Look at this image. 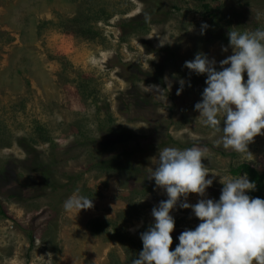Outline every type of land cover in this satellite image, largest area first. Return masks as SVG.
Listing matches in <instances>:
<instances>
[{"label":"rangeland","instance_id":"rangeland-1","mask_svg":"<svg viewBox=\"0 0 264 264\" xmlns=\"http://www.w3.org/2000/svg\"><path fill=\"white\" fill-rule=\"evenodd\" d=\"M261 27L264 0H0V264H132L167 199L147 178L159 149L206 148L226 178L243 164L264 173V136L245 154L217 146L194 108L206 74L184 67L198 52L219 62L230 30ZM181 78L191 87L177 95ZM153 84L168 104L145 93ZM77 189L94 207L66 212ZM172 215L174 249L200 221Z\"/></svg>","mask_w":264,"mask_h":264},{"label":"clouds","instance_id":"clouds-1","mask_svg":"<svg viewBox=\"0 0 264 264\" xmlns=\"http://www.w3.org/2000/svg\"><path fill=\"white\" fill-rule=\"evenodd\" d=\"M208 27L206 22L202 25V35ZM153 36L159 38L161 47L173 42L160 33ZM228 37L229 44L222 46V51L228 52L230 47L231 55L217 62L198 52L194 59L185 61L184 67L197 75L206 74L202 98L194 106L200 122L213 134L222 133L215 141L217 146L245 154L257 136H264V27L230 30ZM164 79L171 89L172 81ZM186 84L191 87L190 80H179L177 95ZM164 90L157 84L144 86L145 93L168 104ZM203 158H208L207 149L199 146H169L151 158L154 167L147 178L154 179L167 199L153 207L154 220L140 233L143 247L132 264H264V198L248 194L257 190L256 182L247 174L226 178L212 172ZM210 172L214 173L211 177ZM217 175L223 185L220 196L208 198L207 189ZM192 193L201 197L194 204L188 200ZM93 207V200L79 189L63 203L66 212L77 214ZM174 209H191L200 222L182 231L173 249Z\"/></svg>","mask_w":264,"mask_h":264},{"label":"trees","instance_id":"trees-1","mask_svg":"<svg viewBox=\"0 0 264 264\" xmlns=\"http://www.w3.org/2000/svg\"><path fill=\"white\" fill-rule=\"evenodd\" d=\"M237 171L247 174L250 176V180L256 182L257 190L252 191L249 195L251 197L264 198V173L259 172L256 168L250 166L249 164L241 165Z\"/></svg>","mask_w":264,"mask_h":264}]
</instances>
